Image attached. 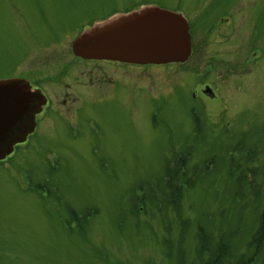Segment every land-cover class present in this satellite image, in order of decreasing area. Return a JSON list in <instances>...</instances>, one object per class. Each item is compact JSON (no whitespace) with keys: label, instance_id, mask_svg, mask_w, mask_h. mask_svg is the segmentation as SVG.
<instances>
[{"label":"rangeland","instance_id":"obj_1","mask_svg":"<svg viewBox=\"0 0 264 264\" xmlns=\"http://www.w3.org/2000/svg\"><path fill=\"white\" fill-rule=\"evenodd\" d=\"M144 1L186 14L188 62L116 72L54 45ZM89 72L123 86L81 96ZM25 73L56 83L0 163V264H264V0H0V79Z\"/></svg>","mask_w":264,"mask_h":264},{"label":"water","instance_id":"obj_2","mask_svg":"<svg viewBox=\"0 0 264 264\" xmlns=\"http://www.w3.org/2000/svg\"><path fill=\"white\" fill-rule=\"evenodd\" d=\"M73 51L84 59L165 65L185 63L192 43L183 15L145 7L96 24L74 42ZM45 103L42 94L24 81L0 82V161L34 132Z\"/></svg>","mask_w":264,"mask_h":264},{"label":"flooded vegetation","instance_id":"obj_3","mask_svg":"<svg viewBox=\"0 0 264 264\" xmlns=\"http://www.w3.org/2000/svg\"><path fill=\"white\" fill-rule=\"evenodd\" d=\"M106 16H108V15H106ZM106 16L102 17L101 20L105 19ZM91 21L92 20H90L89 23L88 22H85V23L86 24H90ZM83 27L84 26L82 24L81 25V29H79V31L82 30ZM79 31H75L76 32L75 34H77ZM73 35H74V32L68 33L65 38H58L57 36H55V44L54 45H56L57 47L60 48L63 45L64 39H67V37H71L70 46H69V48L66 51L67 52L69 51L68 54L72 57V59L74 61L78 62V64H83V65H92V64L98 65V64H102V65H105V66L109 67V69L115 70L116 72H121L123 69L128 68V66H130V65H124V64H120L118 62H110V61H86V60H83V59H80V58L74 56L73 53H72L71 45H72V42L74 41V39L76 38V35L75 36H73ZM54 45H52V46H54ZM52 55L53 56L50 57V59H51L50 62L54 63V67L57 70L58 78L60 80V79H62L66 75V72H68V69L67 68H69V65L64 66V67L61 66V64L64 63V61H65V57H64V55L60 54V52L54 50V52H53ZM42 60L39 61V62H42L43 63L44 61H42ZM33 67H35V65ZM135 67H140V66H135ZM141 68L142 69H145L147 67H141ZM128 69H130V68H128ZM131 69H134V68H131ZM25 74H27V73H25ZM28 74H29V72H28ZM28 74L25 75V76L24 75L23 76L21 75L22 77L21 76L20 77L23 78V79H25V80H27L35 89L41 90L43 92V94L47 98V101H48L47 103L48 104L45 107V111L41 114V115H44L46 113V110L51 106L52 99L45 93V91H44L43 88H44V86L47 83H52V82L56 83L55 82L56 79H54L53 75H51L50 77H45L44 79L42 78L41 80H35L36 82H34V80L31 79L32 77L30 75H28ZM120 74H122V73H120ZM88 76H89V79H88L87 82H84V84H82L81 81L78 82V84L81 87H80V89H77V92L76 93L80 94L81 96H83V93H79V92L83 91L82 88L85 89L86 87L95 86V85L98 86L97 90H103V89L109 88V87H111V88H113V87L120 88V87L123 86V83H124L123 81L119 80L120 79L119 77H121V75H119V76H117L115 78L113 76L112 77L109 76L108 73L100 74V76H99V73H95L94 74V72H91V73L89 72V75ZM202 92L205 95L213 96V94L208 91V88L206 90H202ZM76 93H69V92L63 93L61 95L63 97V99H61L62 100V103L64 105H66V102H67V105H68L69 99L71 101H72V99H74L75 100V103H77L78 100L80 101V99H82L83 97H80V98L73 97V94H76ZM88 95L89 94H86L85 97H87ZM83 103H84V100H83ZM39 117H38V119H39ZM88 122H91V119ZM37 124L39 125V120H38ZM79 135L80 134H78V133L72 134V139L74 141L80 140L81 137H79Z\"/></svg>","mask_w":264,"mask_h":264},{"label":"trees","instance_id":"obj_4","mask_svg":"<svg viewBox=\"0 0 264 264\" xmlns=\"http://www.w3.org/2000/svg\"><path fill=\"white\" fill-rule=\"evenodd\" d=\"M168 180H172V175H168ZM257 238L255 240L254 245L257 249L261 248V246L264 244V213L261 217V223H260V226H259V229H258V232H257ZM258 246H257V245Z\"/></svg>","mask_w":264,"mask_h":264}]
</instances>
